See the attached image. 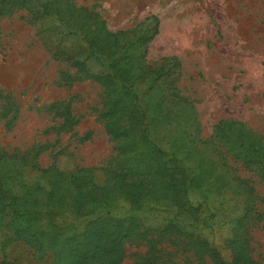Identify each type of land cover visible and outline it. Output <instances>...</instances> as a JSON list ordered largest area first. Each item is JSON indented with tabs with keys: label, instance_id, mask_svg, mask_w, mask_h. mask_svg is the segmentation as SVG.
<instances>
[{
	"label": "rangeland",
	"instance_id": "1",
	"mask_svg": "<svg viewBox=\"0 0 264 264\" xmlns=\"http://www.w3.org/2000/svg\"><path fill=\"white\" fill-rule=\"evenodd\" d=\"M71 1L81 9L76 21L70 17L71 23L65 13L63 20L55 14L36 18L35 2L0 16L4 188L42 206L44 193L55 189L49 207L56 210L57 222L77 229L97 216L137 217L160 243H126L119 264H134L146 251L157 256L156 264H211L188 252L182 237L159 238L170 221L193 226L226 261L232 259L231 242L243 235L252 260L264 264L262 172L232 157L212 136L216 122L235 120L264 137V0ZM96 21L109 31L124 32L118 36L119 65L139 105L160 113L151 126L157 139L172 136L188 159L204 160L208 166L202 188L189 191L191 203L202 204L195 217L169 203L132 207L105 182L99 167L112 161L117 141L109 139L98 115L109 104L132 106L134 100L114 76L109 85L88 76L99 73L105 78L110 73V59L102 56L100 64L85 41L84 32ZM76 60L85 61L88 75L77 71ZM158 69L162 75L157 78ZM61 103L69 105L75 118L69 128L55 114ZM262 152L264 165V148ZM85 167L92 168V175L79 171ZM63 172L80 179L93 211L76 215L66 205L57 208L62 195L67 193L63 199L70 200L71 179L63 180ZM9 220L6 211L0 214V264H50V252L42 254L13 237ZM154 244L158 250L150 252Z\"/></svg>",
	"mask_w": 264,
	"mask_h": 264
},
{
	"label": "trees",
	"instance_id": "2",
	"mask_svg": "<svg viewBox=\"0 0 264 264\" xmlns=\"http://www.w3.org/2000/svg\"><path fill=\"white\" fill-rule=\"evenodd\" d=\"M27 2L37 4L35 17L55 14L63 20L66 14L67 22L71 23L70 17L76 21L79 7H75L71 0H0V16L11 13L16 9L27 7ZM123 31L113 32L105 28L103 22H95L94 28L84 32L85 41L88 43L90 55L96 61L103 64L102 56L108 57L106 66L110 73L87 74L85 61L74 62L77 71L86 74L104 85H109L114 76L115 82L129 94L134 103L132 106H117L109 104L98 115L103 120V126L109 139L117 141L112 161L99 167L105 175V182H109L121 192V195L132 207L141 209L146 203H169L178 211H185L192 217L197 215L202 204L194 205L189 198L190 189H201L206 180L208 166L204 160L188 159L184 149L175 147L172 136L167 139H157L156 126L160 113L148 112L139 105L137 93L133 92L128 78L125 76L123 67L119 65L121 54L118 52V36ZM101 43V44H100ZM113 46L114 48H112ZM162 70L155 71L158 78ZM59 110L55 114L63 118V126L71 127L75 118L68 104H59ZM2 116H6L5 112ZM122 119H126L123 124ZM11 120L6 121L8 125ZM212 136L219 142H223L225 151L235 159L249 163L261 170L264 178V165L260 159L263 155L264 137L257 136L251 129L244 126L241 121L220 120L215 123ZM160 141V142H159ZM181 145L179 147H184ZM185 148V147H184ZM85 175H92V168L79 169ZM62 179L67 183L70 200L66 202L62 195L57 208L68 206L76 215H83L93 211L89 204L92 198L87 191L80 189L83 184L77 180L75 174L65 175ZM95 187L96 184L92 183ZM55 189L44 193L46 202L44 206L36 200H31L23 194H12L6 190L0 180V214L9 215V228L13 237L35 247L42 254L51 253L50 264H119L124 254L126 243L134 240L143 242L160 243L151 235L152 229L142 227L140 220L135 216L113 217L97 216L88 220L81 229L73 225L57 222V212L50 208L49 202L55 195ZM63 194V193H62ZM63 199V200H62ZM77 200L82 202L79 204ZM203 217L202 225H205ZM188 228L185 224L170 221L160 232V239L164 236L182 237L188 252L195 258L203 260L208 258L211 264H255L247 249V242L243 235L237 242H231L232 259L224 260L200 234L194 231L193 226ZM178 244L176 240H171ZM154 245L149 248L150 252L157 251ZM134 260V264H156L157 256L149 251Z\"/></svg>",
	"mask_w": 264,
	"mask_h": 264
}]
</instances>
